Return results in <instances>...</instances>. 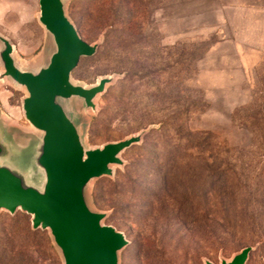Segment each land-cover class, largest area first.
<instances>
[{"label": "rangeland", "instance_id": "obj_1", "mask_svg": "<svg viewBox=\"0 0 264 264\" xmlns=\"http://www.w3.org/2000/svg\"><path fill=\"white\" fill-rule=\"evenodd\" d=\"M65 2L83 40L99 43L73 81L117 76L96 112L73 100L86 146L149 129L89 189L92 208L129 242L120 264H220L248 246L246 264H264V0ZM39 13V0H0V34L23 68L53 50ZM25 96L0 82V125L18 150L39 137ZM0 264L63 261L31 216L2 211Z\"/></svg>", "mask_w": 264, "mask_h": 264}, {"label": "water", "instance_id": "obj_2", "mask_svg": "<svg viewBox=\"0 0 264 264\" xmlns=\"http://www.w3.org/2000/svg\"><path fill=\"white\" fill-rule=\"evenodd\" d=\"M39 9V23L53 50L37 68L21 67L15 45L0 34V82L26 92L23 114L39 133L30 149L18 150L0 125V213L31 216L32 229L48 231L63 264H120L129 242L105 224L106 212L92 208L89 189L95 180L113 177L115 168L125 164L122 154L140 144L149 129L100 147L86 146L73 100L96 112L97 99L117 76L99 77L89 87L73 81L80 60L93 56L99 43L83 40L65 0H39ZM251 252L252 247H245L220 264H246Z\"/></svg>", "mask_w": 264, "mask_h": 264}, {"label": "trees", "instance_id": "obj_3", "mask_svg": "<svg viewBox=\"0 0 264 264\" xmlns=\"http://www.w3.org/2000/svg\"><path fill=\"white\" fill-rule=\"evenodd\" d=\"M33 230V229H32ZM33 231H36V230H33Z\"/></svg>", "mask_w": 264, "mask_h": 264}]
</instances>
